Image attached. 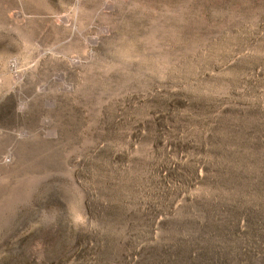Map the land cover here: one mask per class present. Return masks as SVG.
Instances as JSON below:
<instances>
[{
  "label": "rangeland",
  "instance_id": "obj_1",
  "mask_svg": "<svg viewBox=\"0 0 264 264\" xmlns=\"http://www.w3.org/2000/svg\"><path fill=\"white\" fill-rule=\"evenodd\" d=\"M0 264H264V0H0Z\"/></svg>",
  "mask_w": 264,
  "mask_h": 264
}]
</instances>
